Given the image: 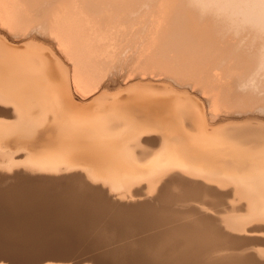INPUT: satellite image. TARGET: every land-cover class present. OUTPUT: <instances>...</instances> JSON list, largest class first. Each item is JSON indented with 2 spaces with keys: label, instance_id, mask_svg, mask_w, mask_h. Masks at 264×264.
I'll return each instance as SVG.
<instances>
[{
  "label": "bare ground",
  "instance_id": "obj_1",
  "mask_svg": "<svg viewBox=\"0 0 264 264\" xmlns=\"http://www.w3.org/2000/svg\"><path fill=\"white\" fill-rule=\"evenodd\" d=\"M0 33L13 36L18 45L31 43L37 46L36 53H43L38 56L40 69L35 70L28 64L33 60L29 55L37 57L31 48V54L21 50L27 58L15 49L28 60L24 62L17 52L14 57V49L15 54L0 45V54L5 55V60L0 57V156H15L13 160L25 163L21 161L23 168L8 177L0 172V178L14 179L0 189V240L12 242L25 225L31 233L46 231L50 245L28 250L0 246V262L71 264L59 261L89 252L78 246L84 242L77 239L76 226L92 218L88 206L96 205L95 198H107L104 217L113 220L119 215L111 208L117 205L109 202L111 194L128 196L136 187L151 190L152 182L160 185L169 175L186 183L188 190L182 195L204 192L223 201L237 197L238 209L247 215L242 218L247 226L240 231L264 235V155L242 157L229 148L199 143L188 132L196 129V121L183 119L180 109L181 96L193 95L202 104L195 105L197 111L207 109L197 124L235 114L255 118L262 114L245 109L264 102V0H0ZM127 51L132 53L126 59L130 75L115 83L126 97L113 98L112 103L102 99L105 104L94 109L98 91L110 82L114 62ZM22 61L29 66L19 64ZM143 82L156 83L164 96L153 92L154 99L152 91L142 93ZM232 110L242 112L228 114ZM227 139L246 151H257L264 143L258 132L246 129ZM66 178L78 181L81 193L65 198L67 211L56 210V215L51 206L60 193L53 183ZM126 205L131 212L127 225L134 229L153 226L154 231V226L173 218L138 214L143 204ZM213 217L191 225L165 224V229L163 225V230L143 239L146 243L164 238L152 251L154 263L201 264L204 251L246 239L244 234L222 233ZM69 238L76 242L73 247H65ZM178 239L185 250H178ZM140 252L119 257L118 263L149 264ZM214 264L264 260L225 255Z\"/></svg>",
  "mask_w": 264,
  "mask_h": 264
},
{
  "label": "rangeland",
  "instance_id": "obj_2",
  "mask_svg": "<svg viewBox=\"0 0 264 264\" xmlns=\"http://www.w3.org/2000/svg\"><path fill=\"white\" fill-rule=\"evenodd\" d=\"M1 34L2 33H0V37L3 38L4 41H2L0 39V41L2 43V44L0 43V45H1V47L3 45H6L8 52H11L12 49H14L15 53L16 52L18 53V51H16V50H20L19 52H21V53H23L22 52L23 50H26V51L29 50L28 52H30V54H31L32 51H30L29 48H31L32 50L34 49L36 52L38 50L37 46H34L31 43H26L27 45L31 44L30 47L28 45V49H27L26 44H25V46H22V44L18 45L17 43H15L12 40L13 36L7 35V34H5V35L2 34L3 36H1ZM4 38L5 39L7 38L6 42L9 45L11 44L10 45L11 47L8 46V44L5 42ZM132 40H134V42H137L135 39H132ZM126 41L128 43V39H126ZM12 46H13V48H12ZM16 46L17 47L19 46V47L17 48ZM8 47H9V50H8ZM24 47L26 49H24ZM2 48L5 49L4 46ZM35 48H37V50ZM14 51H12L11 53H14ZM35 51L33 52V54L37 56L36 58H34V57L31 58V56H33V55L30 56L27 52V54L30 56V57L28 56V59H33L32 63L30 62L31 60L28 61L26 59L27 58L26 57L27 55H25L26 53H23L26 58H24V55L21 54L22 55L21 56L18 53L20 58H22V60L25 59L24 62L27 60L28 64L30 63L29 64L30 66L27 64V62L25 64H23L24 63L23 61L20 62L19 64H21V65L23 64L24 66H29L33 69L36 68L35 70H39L40 69L39 64L41 63V61H40L41 57H38V56H40V54L43 55V53H40L41 51H38L39 52V54H38ZM17 53L15 56L13 54L12 55L14 57H17L18 56ZM128 54H131V55L128 56ZM123 55L125 57H123ZM130 56H132V53L127 51L121 55V57H123V59L121 57H119L114 62L113 66L109 72V73H112L111 74L112 76L110 78V82L108 83V85L105 86L104 89L98 91L97 94H99V95H97V100L99 99V101L96 100V103L93 102L94 105L93 104L92 105H93L94 109L97 110L98 107L103 106L105 104V102L107 103L109 101V103H112L115 99H118L120 97L122 99H124L126 97L127 94L125 91H122L120 89L117 91L115 83L116 84L117 83H123L125 81V79H127V76L130 75V71H129V69H130L129 64L130 63L126 62L127 61L126 59H128V57H130ZM0 57H2L1 59L5 60L4 53H1ZM37 59L39 61H37ZM36 64H37V67L35 66ZM216 71L218 72V70H215V72L214 71L213 72L215 74H217ZM117 80H118V82H117ZM148 83L149 82H143L140 84V86L142 88L141 89L139 88V89L141 91L143 90L142 93L149 95L150 91H152L151 93L157 92V93H159V95L156 93V97L159 96L158 98H160V96L162 97V95L165 94L162 92L161 88L156 86V83H149L150 88L148 86ZM143 84H146V85L144 86ZM148 90H150V91H148ZM104 91L106 92L105 94H104ZM118 92H121V93H118ZM146 92H148V93H146ZM155 93H153L154 95L153 94H150V95H152L154 99H157L155 97ZM160 93H162V94H160ZM117 95H118V97H116ZM102 96H104V97H102ZM188 96H190V95H185L184 99H183V95L181 96L182 99L179 96L181 99L180 100V104H181L180 109L183 108V110H182L183 116H184L183 119L189 118L191 120L196 121V129H194L193 131H190L188 129V132L192 135V137L195 138L196 141H198L199 143H201L203 145H206L207 147L216 146V147L229 148L232 151V153H234L235 155H240L242 157H244L246 155L248 157L250 155H252L251 157L259 156L261 154L264 155V143L261 144V146L257 148V151L255 150L256 151V153H255V151H250V150L246 151V149L244 147L237 145V144H234V143H231L229 139L226 140L227 136H230L233 134H238L240 131L246 129V130H249L253 133L258 132L259 135L262 137L261 142H263L264 141V116H262V115L264 113V102H261V103L257 102V104L250 106L251 108L248 107V109L250 108L249 111L247 110V108L245 109L246 112H252V113L258 112L260 114L262 113L257 118H255L254 116H251V115L235 114L232 116L224 117L221 120H219L215 123H212V124H210V123H208V124L207 123L197 124V121L199 120V118L202 115L203 116L206 115L207 109L203 108V112H202V114H200L197 111L195 105L196 106L200 105L201 102L199 101V99H197L193 95H192L193 97L192 96L188 97ZM106 98L108 101L106 100ZM113 98H114V100H112ZM102 99L105 102H103ZM110 100H112V101H110ZM88 102H87V104H88ZM100 102L103 104H99ZM198 103H200V104H198ZM87 104H85L84 107H86ZM89 104L91 105L90 102H89ZM178 105H179V103H178ZM231 112L235 113V112H242V111L232 110V111L228 112V114L229 113L233 114ZM247 116H251V117H247ZM247 153H249L250 155ZM4 157H2L3 158L2 159L0 156V158H1L0 164L1 165H3L2 163L5 164L3 166L0 165L1 166L0 172H2L3 174L13 173L16 170H19L20 168H23V166H25L24 161L21 160L22 161L21 162L19 159L13 160V159H17V158H15V156L14 157L11 156L12 158L7 156V157H5V159H4ZM10 159H11V162L14 161L13 164L10 162ZM6 161L9 163H7ZM20 162L23 163V166L20 165L21 164ZM6 163L8 164V166ZM10 164L16 165L15 167H17L18 169L13 167V170H12V168H10V167H12V165H10ZM4 167L5 168L7 167L8 170L4 169ZM8 167L11 170H9ZM64 173H66V172H64ZM8 174L6 175L7 177H8ZM45 174H47V173H45ZM67 174H69V172H67ZM171 176H173V175L166 176V178H168V179L163 178L162 179L163 183L161 181L160 185L157 184L156 181H155L156 184H155V182H152L153 185L152 184L149 185V187L152 188L151 190H148L147 188L141 189V187H139L140 188L139 189L136 187V189L133 188L134 191L131 190L132 193L131 192L128 193V196L127 195H125V196H115L114 195L113 196V194H111L112 196L108 197L109 202L112 204L113 203L117 204V205H114V207L111 206V208H112V210H116V214L119 215V216H117V218L114 217L113 220H110L108 217H104L107 215L106 207L107 208L109 207V206H107L108 203H106L107 198L104 200V199H102L103 197L101 198L100 196H99V199H98V197L97 198L93 197V198H95L94 202H96V205L93 204V206L92 205L88 206V211L91 214L92 218L91 219H84L83 218L84 220L78 222V225L76 226V229L78 230V232H76L78 234L77 239H80L82 241V243L84 242V244L78 245V246H83L85 248H89V252H85L81 255L70 258V260H66V261H62V262H66V263L75 262L76 263L77 261L82 260L79 264H82V263L83 264H85V263H87V264H103V263H105V264H119L118 263L119 257H128L131 254L143 251V252H140L139 255H141L147 263L155 264L154 260H153L152 251H154L156 248H158L161 245L164 238L160 239L159 237H157V239H155L154 242L147 241L146 243L143 241V239H145L149 236H152V235L156 234L157 232H159L161 230V228L163 227V225H164V227H163L164 229L166 228V226H168V227L174 226L177 223L183 224V225H191V224L197 223L199 218H211L213 216H214L213 218H214V222H215L216 226L222 231V233H226V234H229L232 236H239V237H242V236H240V234H244L245 235L244 237L246 239L240 243H235V244L229 243L227 245L222 244V246H218L217 248L213 249L210 252L204 251L203 257L200 260L201 264H212V263L214 264V261L216 258H219L221 256H225V255H232V256L251 255L254 258H256V260H261V261L264 260V254H262V253H264V240H263L264 235H260L257 232L256 233L255 232L242 233L240 231V227H241V229H243L245 226H247V223L242 219V218H246L247 215L243 214V212H241L240 209H238L240 207L241 203L237 197L231 196V197H228L227 199H225L223 201V198H221L218 195L210 194V193L206 194L204 192H202V194L199 193L198 195L197 194H194V195L190 194L192 196L191 197V196H189L188 191H186V194H185L186 197H184L185 195L183 194L184 195L183 196L182 192L187 188V186L185 185L186 183H184L182 181L180 182V180H182V179H178L180 177L177 178V176H173V177H171ZM12 181L14 182V179H12V178H3V177L0 178V189L6 188L7 186H9L10 184H12L11 183ZM55 182L53 183L56 186L55 191L57 193H60V195H59V198L56 199V202L54 204H52L53 206H51L49 204L48 205L52 207V211H54L55 214L57 215L56 210L66 212L67 211L66 208L69 207V204H67V200L66 201L64 200L65 198L70 197L71 195L79 194L81 192L79 191V187L77 185L78 181H76L74 179H70V178L59 179ZM181 183H183V185H185V186L181 187ZM154 184H155V186L157 185L156 188H159L158 190L156 188L154 189ZM58 187L60 188L59 190H58ZM174 187H176V188H174ZM142 190H143V192H142ZM186 190H188V188ZM139 191H141V192H139ZM218 192L224 193L225 191H218ZM72 193H74V194H72ZM219 203H220V205H219ZM126 204H128V205H133V204L141 205V204H143V205L139 206V207H141V209H139V211H137V212H139L138 214H144L145 212H154V215H156V214L157 215H163L164 217L167 215V216H171L173 218L170 219V221L168 222L169 224L167 223L168 225L165 223L166 226H165V224H162L159 227L154 226V229L156 228L155 230L158 229V231L154 230L155 232L152 230L153 226L151 228L150 227L143 228L144 230L142 228L141 229L140 228L134 229L133 226L127 225L128 224V214L131 212L128 211V209H127L128 206ZM213 206L215 209L213 208ZM216 207H218L219 210L216 209ZM213 211H214V213H213ZM92 212L94 213L95 216H92ZM137 212H135V213H137ZM239 219L243 220V222L242 221L240 222ZM237 221L239 222V224H241V223H243V224L239 225L237 223L239 227H236ZM244 222L246 225H244ZM207 223L209 224L210 222H207ZM172 224H174V225H172ZM163 228H162V230H163ZM17 230H18V232L16 234V237L12 242L6 243V242L0 240V246L2 248L28 250V249L36 248V247L42 248L41 246H43V245H44V247L50 246V245L46 244L47 243L46 241L48 238L46 231H44L43 233H40V232L38 233V231L33 229L34 233H31L25 227V225L19 227V229H17ZM135 230H137V231H135ZM140 230L141 231L143 230V232L145 234L143 232L141 234ZM69 239H68L67 243L65 244V247H73L76 244L75 240H73L71 238H69ZM171 240L172 239H170L169 241H171ZM176 241L178 242V250H182V249L185 250L184 249V247L186 246L185 243L181 239H178ZM173 243H174V241H173ZM173 243L170 242V245H172ZM92 254H95L97 257H95V259H88L87 256L92 255ZM85 256H86L87 260L85 259ZM155 260H157V259H155ZM45 261H51L52 263L54 262V260H48V259ZM7 262L5 260H3V262H0V264H6ZM56 262H58V261H56ZM37 263H39V262H37ZM7 264H9V263H7ZM54 264H56V263H54Z\"/></svg>",
  "mask_w": 264,
  "mask_h": 264
},
{
  "label": "water",
  "instance_id": "obj_3",
  "mask_svg": "<svg viewBox=\"0 0 264 264\" xmlns=\"http://www.w3.org/2000/svg\"><path fill=\"white\" fill-rule=\"evenodd\" d=\"M60 262H62V261H60ZM71 264H73V262H70Z\"/></svg>",
  "mask_w": 264,
  "mask_h": 264
}]
</instances>
